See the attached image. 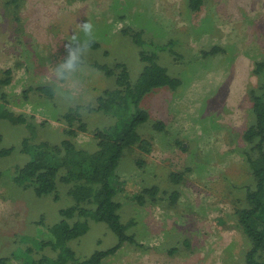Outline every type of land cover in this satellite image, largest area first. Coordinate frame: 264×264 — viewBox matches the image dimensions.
Returning <instances> with one entry per match:
<instances>
[{
  "label": "rangeland",
  "instance_id": "obj_1",
  "mask_svg": "<svg viewBox=\"0 0 264 264\" xmlns=\"http://www.w3.org/2000/svg\"><path fill=\"white\" fill-rule=\"evenodd\" d=\"M187 2L0 0V81H8L0 84V104L26 119L25 125L0 120V150L14 148L0 157V258H7L6 264L53 257L38 244L44 231L62 219L59 211L70 205L65 185H58L54 201L13 182L12 169L30 159L20 144L24 139L60 144L63 114L81 106L88 133L73 141L92 152L91 132L113 125L114 119L89 109L115 88L117 79L96 66L118 73L116 65L124 64L134 83L144 66L140 52H155L158 64L180 85L175 91L154 89L143 99L150 121L139 134L150 141L151 152L125 151L113 182L121 223L131 224L126 234L134 243L125 242L101 264H245L250 243L235 210L244 205L246 189L254 187L243 133L253 121L249 91L264 78V73L254 74L255 64L264 62V0H204L198 12L190 11ZM85 21L94 26L89 49L76 70L57 79L53 69ZM127 29L141 31L146 44L136 45ZM170 40L175 41L170 49H155ZM214 48L220 51L204 54ZM155 121L165 125L164 132L153 131ZM127 180L135 192L141 183L156 185L157 201L137 205L126 199ZM86 221L85 234L69 243L81 259L117 242L105 224Z\"/></svg>",
  "mask_w": 264,
  "mask_h": 264
},
{
  "label": "trees",
  "instance_id": "obj_2",
  "mask_svg": "<svg viewBox=\"0 0 264 264\" xmlns=\"http://www.w3.org/2000/svg\"><path fill=\"white\" fill-rule=\"evenodd\" d=\"M16 1L12 0L13 3ZM187 1L192 12H198L204 3V0ZM130 31L132 30H124V33ZM132 38L138 46L146 44L141 31H132ZM147 43L154 45L152 42ZM174 44L175 41L170 40L167 45L154 47L161 51L170 49ZM218 51L219 48H214L204 54L214 55ZM140 59L144 66L134 83L124 64L116 65L118 73L106 66H96L105 75L115 76L117 79L115 88L104 92L97 99V106L89 109L90 112L114 119L113 125L91 132L96 141L92 152L78 149L73 141L78 134L88 133L80 116L81 106L71 107L63 114L65 129L60 144H32L26 139L20 144V152L30 159L23 166L12 169L13 182L21 188L31 189L36 197L50 196L54 201L59 198L58 185H65L66 196L70 200V205L59 211L62 219L44 231L38 244L39 249L48 248L54 256H42L38 260H30L28 264H101L104 258L113 255L125 242L134 243L132 235L126 234L131 224L121 223V205L115 201L117 190L113 182L116 180V169L129 148L136 147L142 154L151 152L152 144L139 134V129L150 121L149 113L141 106L146 95L158 88L175 91L180 85L178 79L170 77L167 70L158 64L155 52H140ZM261 73H264V62H257L254 74ZM0 84L6 85L8 81H0ZM45 91L48 97H53L51 90ZM1 97L4 99V96ZM249 97L252 104L250 117L253 121L243 133V140L249 146L243 156L254 187L246 189L244 205L235 210V215L250 243L244 263L264 264V78L256 89L249 91ZM0 120L14 125L26 124L23 116L6 111L2 104ZM151 128L158 133L165 131V125L161 121L153 122ZM13 151L14 148L0 150V157L9 156ZM136 164L140 168L144 162L137 160ZM171 177L173 179L178 175ZM125 184L123 196L135 201L137 205H144L149 201L155 203L158 199L160 190L156 185L148 187L141 183L140 190L135 192L131 180L125 181ZM176 196V192L171 194L173 200ZM71 219L75 220L68 222ZM88 219L105 224L115 235L117 242L105 251H95L89 257L81 259L76 256L69 243L85 234ZM7 261V258H0V264H6Z\"/></svg>",
  "mask_w": 264,
  "mask_h": 264
},
{
  "label": "clouds",
  "instance_id": "obj_3",
  "mask_svg": "<svg viewBox=\"0 0 264 264\" xmlns=\"http://www.w3.org/2000/svg\"><path fill=\"white\" fill-rule=\"evenodd\" d=\"M94 31V26L90 21H85L77 30L75 43L65 51L60 64L53 69L57 79H65L66 73H70L78 68L86 55Z\"/></svg>",
  "mask_w": 264,
  "mask_h": 264
}]
</instances>
